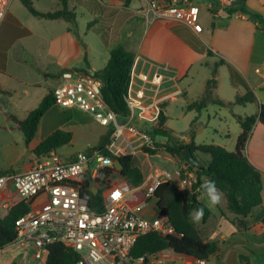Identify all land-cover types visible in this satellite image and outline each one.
Listing matches in <instances>:
<instances>
[{
	"label": "crops",
	"instance_id": "obj_1",
	"mask_svg": "<svg viewBox=\"0 0 264 264\" xmlns=\"http://www.w3.org/2000/svg\"><path fill=\"white\" fill-rule=\"evenodd\" d=\"M27 1L43 13L62 9L61 0ZM144 5L145 0H132L128 5L126 0H68L69 10L76 16L75 28L64 19L36 17L25 8L23 0H14L7 18L0 25V85L7 88L5 80L25 81V75L37 62L46 66V81L55 80L57 83L64 70L97 72L106 67L111 50L123 45L140 58L137 75L141 79L138 77L136 83L146 87V102L150 104L155 99L163 101L162 108L167 117L165 127L168 128L172 103L181 100L182 116L190 117L196 112L190 131L210 128L220 138V134H226L224 141L233 139V142L228 145L216 144L215 141L200 144L194 134L181 136L171 130L173 135L187 144L194 140L196 145H218L232 152L242 133L237 116L258 115L260 105L264 104V30L247 15L222 20L224 26L213 29L214 18L211 15L207 29L204 26L206 34L192 31L202 46L197 51L168 23L161 20L147 22L141 14ZM246 7L264 17V0H247ZM80 16L88 17L86 27H82ZM208 51L212 54L209 55ZM95 54L99 56V62ZM220 61H225V64L219 67L217 85L209 91L207 98V104L213 105L212 111L209 112L207 105L201 111L189 109L190 105L206 97L213 67ZM222 73L227 75L224 86ZM249 91L255 94L256 103H235L237 97H243ZM214 100L226 104L220 106ZM204 109L207 114H204ZM42 127L40 124L33 139L37 141V146L53 132L44 134ZM66 131L72 132L74 138L73 131ZM72 144L76 143L72 140ZM245 155L262 174L261 208L242 218L228 211L224 194L222 202L214 207L210 206L208 198L198 196L199 201L212 211L207 222L201 220L200 224H196L205 242L219 244V252L212 257L218 260L216 264H257L254 261L255 252H260L264 259V241L256 243L257 238L264 235V226L259 218L260 211L264 210V124L257 122L255 125ZM177 184L176 179L175 186L179 189ZM231 223L233 228L229 229ZM157 257V264H175L181 259H184V264H190L188 260L194 259L178 256L172 250L159 252ZM210 260L205 264H209Z\"/></svg>",
	"mask_w": 264,
	"mask_h": 264
},
{
	"label": "built area",
	"instance_id": "obj_2",
	"mask_svg": "<svg viewBox=\"0 0 264 264\" xmlns=\"http://www.w3.org/2000/svg\"><path fill=\"white\" fill-rule=\"evenodd\" d=\"M13 2L0 0V25ZM203 6L217 21L242 15L231 13L238 7L237 0H209L207 4L199 0H145L141 14L147 22L181 24L198 33ZM139 59L136 57L131 71L128 115L111 110L102 95L103 82L93 73L63 72L52 90L58 108L79 110L108 129L103 148L92 146L69 159L55 150L38 157L27 172L0 174V209L6 215L22 202L32 205L15 221L16 239L10 245L34 251L36 263L47 260L50 248L64 246L77 254V264H157L158 253L133 255L138 240L149 233L176 235L171 220L158 207L156 192L164 183L175 185L176 179L179 190H191L197 182L196 169L183 161L175 174L168 171L177 162L178 156L172 153L165 157L172 162L167 170L153 161L163 158L157 143H164L158 139L165 138L150 134L159 129L163 101L146 102V87L136 83ZM139 155L148 171L141 183L133 185L121 175L122 164H116L123 157ZM89 191L95 195L101 192L102 210L91 207L83 197ZM40 200L45 202L38 205ZM188 262L205 264L194 259Z\"/></svg>",
	"mask_w": 264,
	"mask_h": 264
},
{
	"label": "trees",
	"instance_id": "obj_3",
	"mask_svg": "<svg viewBox=\"0 0 264 264\" xmlns=\"http://www.w3.org/2000/svg\"><path fill=\"white\" fill-rule=\"evenodd\" d=\"M131 1L126 0V4H130ZM199 1L203 4L209 3V0ZM246 1L237 0L238 7L231 10V13L247 15L264 30V17L259 13L249 10L246 7ZM61 2V10L54 13H43L38 11L29 1L23 0L25 8L32 15L50 20L64 19L72 23L76 28V16L74 12L69 10L68 0H61ZM169 25L195 50L199 51L202 49L200 41L190 31L191 28L181 24ZM223 26L224 24L221 21L214 19L212 24L213 29ZM208 53L209 55L212 54L211 51H208ZM135 59L134 53L128 51L123 45H118L111 50L106 67L100 71L93 72L103 82L102 95L105 102L111 110L119 115L129 114L126 98ZM223 64H225V61H220L214 65L212 78L207 83L206 97L201 102L190 105L189 109L201 111L207 105L209 91L216 87L218 69ZM68 70H64L63 72ZM256 102L257 98L251 91L243 97H237L235 101V103L240 105ZM214 103L220 106H225L226 104L220 100H214ZM54 107L57 106L51 92L42 99L36 109L29 113L25 120H19L13 115H9L8 120L22 130L27 143H30L37 135L42 119ZM237 118L241 125L242 133L238 138L236 149L231 152L218 145H196L194 140L188 144L185 143V141L173 135V132L165 127L167 117L162 112L159 129L150 131V134L153 137L160 136L166 138V149L178 156L182 161L184 160L180 154L184 149H190L194 155L198 153L208 155L209 161L204 164L200 163V167L196 168L197 182L191 190H179L172 183H164L159 187L156 192L158 207L171 220L172 225L175 227L176 235L162 237L157 233H149L142 236L133 249L135 257L154 255L164 250H172L178 256L191 257L199 261H209L219 252V244L216 242H205L197 228V224L192 222L190 217V213H194L201 207L204 208L202 222H207L212 215V211L206 204L200 202L198 199L200 195L207 198L201 189V184L205 179L215 181L217 188L227 199L228 211L238 217L247 218L252 214L254 209L263 206L262 174L249 161L245 155V150L257 122L264 124V104L260 105L258 115L237 116ZM72 140V132L58 128L35 148L34 154L36 157L47 155L61 146L72 144ZM106 141L107 137L99 145L100 148L104 147ZM155 152L153 151V153ZM120 161L122 164L121 175L133 185L141 183L144 178V172L136 165L135 156L123 157ZM5 172L10 173L11 171H1L0 174ZM83 197L88 200L91 207L95 208L98 206L99 210L103 209L101 192L97 195L91 191L85 192ZM31 207V204L22 202L14 207L8 215L0 217V249H4L16 239L15 221L28 212ZM259 218L264 226V210L260 211ZM77 262V254L64 246L50 248L49 256L46 260V264H77Z\"/></svg>",
	"mask_w": 264,
	"mask_h": 264
},
{
	"label": "rangeland",
	"instance_id": "obj_4",
	"mask_svg": "<svg viewBox=\"0 0 264 264\" xmlns=\"http://www.w3.org/2000/svg\"><path fill=\"white\" fill-rule=\"evenodd\" d=\"M24 11L28 13L26 10ZM87 18V16H80L79 21L83 23L82 27H86ZM210 20V12L207 11L203 6L201 9L200 21L198 23V26L202 28V31L198 32L199 34L207 33V30L205 29H207V25L209 24ZM190 31L192 32L191 29ZM95 55L98 61L99 56L97 54ZM45 68L46 66L43 67L37 62L32 70L27 72L25 78L23 77L25 81L11 82L5 80V86H7V88H4L3 85H0V172L11 171L17 174L27 172L31 170L34 161L38 158L34 154V150L38 144L37 141L32 140L30 143H27L22 130L16 126H13V124L8 120V116L13 115L19 120H24L30 111H33L39 106L44 95L51 93L52 90L58 85L55 80L46 81L47 79L44 76ZM226 77L227 75L224 73L221 74L223 86L225 83L224 79ZM181 108V100L173 102L172 108L170 110V116L168 117V128L174 131L175 134L181 136H191V134H194L196 141L200 144H211L214 143L213 141H215L216 144L225 143V145H228L231 144L230 142H233V139H230L228 142L224 141L227 137L226 134H220L222 137L220 138V136L215 134L210 128L199 130L195 129L193 133H191L190 130H192V128L190 125L195 119L193 115L196 114V112L190 114V117H184L181 115ZM212 108L213 105L207 104V109L209 112L212 111ZM203 112L204 114H207L205 109ZM41 124L43 125L42 128H44V134L48 131V133H50L51 131H54L58 128L63 130H71L75 134L73 143L88 142L91 143L93 147H97L102 144L104 138H106L108 134V129L106 127L96 123L90 115L79 110L67 112L58 107L51 108V110L42 119ZM163 140L165 139H158V141ZM163 142L164 143L157 144V152L161 154L163 158L158 160L157 158L152 159L154 162L157 161L160 167L166 169L172 162H169L165 158L170 155V151L166 149L167 141ZM196 157V159L203 164L209 159V156L205 154H198ZM135 159L136 165L140 167L143 172H147L148 165L142 161L143 156L139 155V158L135 157ZM176 161L177 162L174 165H170L169 167L172 170H168L173 174L176 173L177 169L180 168L183 163V161L179 160L178 157L176 158ZM44 202L45 201L40 200L38 205H42ZM4 215H6L5 212L0 209V216ZM228 228H233L232 223L228 225ZM257 239L258 240L256 243H260L259 240L263 242L264 235H262V237L259 236ZM255 253V263H263L264 259L262 260V256L259 254L260 252ZM216 261L218 260L212 258L209 264H216ZM0 264H46V259L44 258L39 263H36L34 251L29 248H24L18 244H12L8 247H5L4 249H0ZM175 264H184V259H181Z\"/></svg>",
	"mask_w": 264,
	"mask_h": 264
},
{
	"label": "water",
	"instance_id": "obj_5",
	"mask_svg": "<svg viewBox=\"0 0 264 264\" xmlns=\"http://www.w3.org/2000/svg\"><path fill=\"white\" fill-rule=\"evenodd\" d=\"M91 147H92L91 143L83 142V143H76V144L61 146L56 151L62 157L69 159L74 154L78 152L86 151L87 149ZM180 155L182 159L191 167L197 168V169L200 167V162L195 158V155L190 149H184L183 151H181ZM116 166L121 167V162L120 161L117 162ZM94 193H97V189H94Z\"/></svg>",
	"mask_w": 264,
	"mask_h": 264
},
{
	"label": "clouds",
	"instance_id": "obj_6",
	"mask_svg": "<svg viewBox=\"0 0 264 264\" xmlns=\"http://www.w3.org/2000/svg\"><path fill=\"white\" fill-rule=\"evenodd\" d=\"M201 189L207 196L210 206L219 205L223 200V193L217 188L215 181L205 179L201 184ZM204 216V208L197 209L194 213H190L192 222L199 223Z\"/></svg>",
	"mask_w": 264,
	"mask_h": 264
}]
</instances>
